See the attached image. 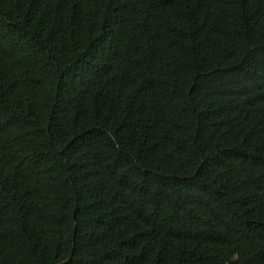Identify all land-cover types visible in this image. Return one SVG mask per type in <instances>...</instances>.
<instances>
[{
  "label": "trees",
  "instance_id": "1",
  "mask_svg": "<svg viewBox=\"0 0 264 264\" xmlns=\"http://www.w3.org/2000/svg\"><path fill=\"white\" fill-rule=\"evenodd\" d=\"M0 264H264V0H0Z\"/></svg>",
  "mask_w": 264,
  "mask_h": 264
}]
</instances>
